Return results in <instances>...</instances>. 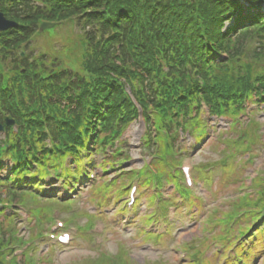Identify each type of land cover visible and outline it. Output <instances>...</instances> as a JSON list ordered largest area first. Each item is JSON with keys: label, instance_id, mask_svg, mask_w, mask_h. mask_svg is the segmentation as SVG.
Segmentation results:
<instances>
[{"label": "trees", "instance_id": "trees-1", "mask_svg": "<svg viewBox=\"0 0 264 264\" xmlns=\"http://www.w3.org/2000/svg\"><path fill=\"white\" fill-rule=\"evenodd\" d=\"M0 12L17 24L0 34V170L11 162L0 189L7 203L27 194L42 199L31 190L66 159L72 177L108 149L102 173L103 164L120 166L128 156H119L114 141L138 117L148 146L168 156L180 134L205 133L204 107L224 117L241 111L244 99L264 105V0H0ZM43 22L79 31L74 61L45 50L30 60ZM5 118L14 125L6 127ZM28 173L39 177L31 190L21 185ZM8 240L5 227L0 248Z\"/></svg>", "mask_w": 264, "mask_h": 264}, {"label": "rangeland", "instance_id": "rangeland-1", "mask_svg": "<svg viewBox=\"0 0 264 264\" xmlns=\"http://www.w3.org/2000/svg\"><path fill=\"white\" fill-rule=\"evenodd\" d=\"M78 32L71 24L49 30L46 40L39 37L34 41L36 50L29 58L45 50L59 56L66 63L74 61L80 50L76 36ZM52 39L55 45L49 44ZM259 110V113L255 111L246 114L248 121L245 124L235 121L228 135H225L226 129L232 119L212 118L210 125L208 123L211 132L199 142L197 153L207 143L198 156L194 154L196 151L193 153L197 149L194 138L184 137L182 147L188 151L185 157L190 156L191 152L194 159L189 161L192 181L190 188L185 185L178 170L182 166L180 161L168 160L162 168H156L153 164L152 171L147 164L133 175L138 185V198L132 207L127 206V200L122 201L123 189L120 194L104 196L102 210L95 209L97 205L94 201L102 196L99 192L101 185L86 191L87 187L98 182L99 178L113 177L111 179L115 180L113 173L128 166L139 167L141 159H148L144 155L146 152L140 150L142 124H132L124 136L132 164L116 166L113 163L105 165L103 162L108 172L100 174L95 169L96 173L99 172L98 179L82 181L83 197L77 200L82 212L71 207L72 210L65 215L51 210L42 213L34 206L25 205L27 211L35 215L29 221L32 223L31 238L23 242L21 247L24 252L20 255L23 263L224 264V238L229 239L241 225H248L256 217L257 220L264 212V167L261 168L264 165V107ZM219 135L223 136L222 150ZM191 145L194 150H188ZM8 169L7 165L1 173L5 174ZM95 172H91L93 176ZM129 180H132V176ZM121 182L118 180L119 184ZM112 186L107 185L105 190ZM45 203L39 204H54ZM25 213L20 211L16 217L18 223L22 226L24 224L23 227L27 224L19 219H23ZM41 215L44 219H41ZM96 215L113 216L102 219ZM58 216L72 238L70 247L62 250V257H59L57 247L50 246L54 243L48 242L53 221ZM127 220L134 224L123 226ZM259 226L253 227L239 239L236 236L233 239L234 247L226 243L231 264H264V228L260 230L261 234L240 248ZM245 230L242 228V231ZM240 257L243 258L242 262L238 261Z\"/></svg>", "mask_w": 264, "mask_h": 264}, {"label": "water", "instance_id": "water-1", "mask_svg": "<svg viewBox=\"0 0 264 264\" xmlns=\"http://www.w3.org/2000/svg\"><path fill=\"white\" fill-rule=\"evenodd\" d=\"M13 26H14V24L12 22L5 20L3 15L0 14V32H3V31H5V30H7ZM52 26L53 25H51V24H42L40 27V31L52 28ZM0 130H1V127H0Z\"/></svg>", "mask_w": 264, "mask_h": 264}]
</instances>
